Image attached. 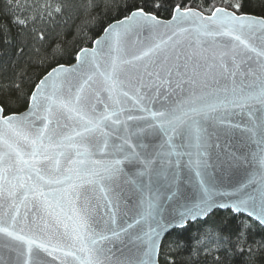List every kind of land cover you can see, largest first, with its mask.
I'll return each mask as SVG.
<instances>
[{
  "label": "snow or ice",
  "instance_id": "6c2138e0",
  "mask_svg": "<svg viewBox=\"0 0 264 264\" xmlns=\"http://www.w3.org/2000/svg\"><path fill=\"white\" fill-rule=\"evenodd\" d=\"M9 6L20 7L19 4ZM25 7L34 6L25 5ZM50 7V5H45L41 14H46ZM232 7L239 11L240 5L235 4ZM236 11L216 7L211 11L210 16H203L190 8L184 9L181 13L180 6L177 5L172 20L181 23L185 17H196L199 20L195 29L198 36H229L238 45L248 47L249 45L243 38V33L247 31L254 34L259 30L264 34V17H253L246 14L238 16ZM36 18L39 17H33V19ZM15 22L25 23L19 19ZM167 26L155 15L146 13L143 8H137L130 11V14L123 19L104 28V37L93 41L95 47L91 50L81 48L75 59L79 61L80 66L99 67L96 61L105 49L108 50L109 54L115 52L116 55L112 57V71L106 72L104 75L109 91L121 88L123 85L116 75V68L120 62L121 45L124 39L131 33H138L142 29L151 32L159 27ZM187 31L188 29L178 28L173 35ZM38 39H44L42 32L38 34ZM162 46H166L165 41L148 47L146 51L141 52L134 59L150 58L151 54L161 51ZM58 51V47L53 48L51 53L53 58ZM258 55L264 56V52H260ZM123 62L130 63L131 61ZM181 67L178 63H168L167 57H165L164 62L156 63L152 68L146 66L144 72L150 83L153 78L156 82L163 83L165 77L170 78L173 74L180 76L182 74ZM183 67L186 68L187 66L184 65ZM76 70L72 69L71 71ZM67 71L69 70L63 64H57L47 71L33 87L29 96L27 113L10 112L9 109L14 103L11 97L0 100V198H10L11 200L8 205L9 211L0 217V233L27 245L26 253L22 249L20 250V254L26 256L24 264H30L33 261L34 247L48 252L49 255L58 250L56 245H52L50 248L49 243L26 234L23 227L17 231L19 204L27 201L29 196L45 197L42 201L45 210L54 205L61 212L67 209L78 220L75 239L80 244V251L87 253L85 257L80 258V264H158L157 257L165 235L169 234L175 227H185L189 221L206 220L207 216L217 206L222 209L231 208L234 214H244L249 218V221L255 220L264 226V187L258 189L254 187L256 183L254 176L237 184L234 189L235 198L230 204H217L214 199V188L218 183V178L209 172V168L219 169L224 176H227L233 169L242 168L246 162L250 163V161L243 152L239 149L231 150V146L226 143L233 130L240 128V124H233L229 121L227 126L222 127L220 131L213 132L210 131L212 124L208 123L218 121L222 126L225 124L226 115H213L218 109L228 106L243 108L250 100H257L264 104V63L258 68L259 85L257 88L246 92L241 91L239 95L233 90L230 97L225 95L223 98L209 93L191 101L187 109L178 106L171 111L151 113L154 118H158V123L149 124V127L153 129L154 134L156 132L163 133L165 137L163 142L160 144L145 143L139 133L136 134L137 139L134 143L130 142L127 135L121 137L123 142L113 144L111 148L114 154L121 156L122 159L104 161L102 165L104 175L99 174L95 167L96 162L91 160L92 152L89 151L88 147L83 146L86 139L84 133L99 132L102 123L110 119L111 116H116V112L113 111L110 115L102 113L95 119H87L83 133L74 131V134L66 135L60 141L61 145L67 144L75 148L78 159H72L70 153L61 152L59 155L63 156L71 167L67 169L66 173H60V169L57 167L58 175L46 178V169L40 166L42 160H52L57 166L60 163L58 159L49 156L45 144L46 140L49 143L52 141L48 132L53 108L65 107L69 108V111H82L79 107L70 108L71 101H65L59 95L64 83L62 74ZM91 79V76H87L84 83L86 84ZM13 87L18 89L19 85ZM82 89L83 85L76 90L77 102L80 100L79 92ZM69 90L71 91V89ZM122 94L128 95L127 92ZM80 119L84 120L85 117L82 115ZM128 119L134 118L129 116ZM37 121L42 127L36 126ZM119 122L118 118L113 121V123ZM256 127L253 125L242 129L244 139L241 142L246 144L252 141L257 144L261 150L258 154H253V158L257 159L264 167V122L259 125L260 139L258 141H254ZM143 131L144 129H140V132ZM221 134L226 138L224 142L220 141ZM103 135L106 136L107 133H103ZM76 137H79V141ZM21 142H23V147ZM96 147L97 151H103L108 149L109 145L107 140H104L102 147L99 144ZM26 148L30 150H25ZM210 149L216 150L214 155L209 151ZM238 152H240L239 155ZM173 156L188 157L186 165L188 171L191 173L194 170L195 176L199 178V191L197 193H186L181 189L179 182L181 165L177 160L175 168L172 167L170 158ZM193 156L196 157L195 160H193ZM122 163H126L128 172L120 167ZM97 176H99V181L107 180L111 183H99L94 179ZM121 176H126L129 184L135 185L141 190L146 187L145 177L148 178L149 185H153L155 180L154 195L150 196L148 200L147 210L137 213L139 219H134L133 223H127L126 227L121 226L119 231L110 228L111 236H109L103 231H95V228H100L102 217L100 222L94 221L95 228L89 224L93 211L89 203V192L87 189L83 192L78 191L79 185L74 182V179L93 178L87 182L93 185V192L101 193L94 209L99 214L101 207L105 211L108 210L109 206L116 207L119 195L112 190L111 184H115L116 179ZM222 178L224 177L222 176L220 179ZM26 181H32V183ZM260 183L264 185V176L261 177ZM52 185H60V187L48 193L42 190L43 187ZM250 187L253 188L252 191L248 190ZM149 191H153V188H149ZM77 201H83L79 208L76 207ZM2 206L0 204V207ZM149 220L152 223L149 224L148 231L145 232L143 225L148 224ZM249 221H239L234 229L228 231L227 235L223 234V229L214 234L213 230L209 229L211 238L205 243L214 245L217 251L227 246L236 252L242 253L245 250L251 252L252 249L249 244L251 225ZM111 223L114 224L115 220L111 219ZM89 232L92 233V238L88 237ZM114 240L119 241L123 248H117L116 251H113L112 248L99 246L100 241L113 243ZM129 245L131 247H128ZM124 249H127V254ZM117 252L119 255L116 254ZM70 254L65 253V255Z\"/></svg>",
  "mask_w": 264,
  "mask_h": 264
},
{
  "label": "water",
  "instance_id": "95a60500",
  "mask_svg": "<svg viewBox=\"0 0 264 264\" xmlns=\"http://www.w3.org/2000/svg\"><path fill=\"white\" fill-rule=\"evenodd\" d=\"M180 10L183 13L184 10ZM192 10L203 16H210L198 10ZM236 15L239 16L237 13ZM248 16L259 17L255 15ZM158 20L168 26L159 27L151 32L142 29L138 33H131L124 39L121 45L120 62H118L116 68V75L123 85L121 88L109 91L104 75L106 72L112 71V57L116 55L115 52L109 54L108 50L105 49L104 53L96 61L99 67L80 66L77 60L71 65H64L69 71L62 74L64 83L59 95L61 99L71 101L70 108L79 107L82 111H69V108L65 107L53 108L48 132V135L52 137V141L49 143L46 140L45 144L49 156L58 159L60 163L57 166L52 160H42L40 166L46 169V178L49 176L56 177L58 175L56 172L57 167L60 169V173H66L67 169L71 167L65 158L59 155L61 152L70 153L72 159H78L75 154L76 149L67 144L61 145L60 141L66 135L74 134V131L83 133L84 124L89 118L95 119L102 113L110 115L113 111L116 112V116H111L110 119L102 123L99 132L84 133L86 139L83 142V146L88 147L89 151L92 152L91 160L96 162L95 167L99 174L104 175L102 167L104 161L122 159L121 156L114 154L111 148V145L123 142L121 137L127 135L130 138V142L134 143L137 139L136 134L139 133L145 143L160 144L163 142L165 139L163 133L156 132L154 134L153 129L149 127V124L158 123V118H154L151 113L171 111L178 106L187 109L191 101L209 93L223 98L225 95L230 97L233 90L239 95L241 91L246 92L258 87V68L264 63V56L258 55V53L264 52V34L261 31L257 30L254 34L245 31L243 38L249 45L245 47L244 45H238L229 36H198L195 29L199 20L196 17H185L181 23L173 21L172 18L169 20L158 18ZM178 28H185L188 31L173 35ZM104 35L105 33L103 32L98 39H102ZM170 37L171 39H169ZM160 41L166 42V46H162L161 51L151 54L150 58L134 59L141 52L146 51L148 47L160 43ZM93 47H95L94 44L91 48L86 49L91 50ZM252 49H255V51H252ZM165 57H167L168 63L180 64L182 66V74L180 76L173 74L170 78L165 77L163 83H158L153 78L150 83L144 72L145 67L152 68L156 63L164 62ZM123 61L131 62L124 63ZM184 65L187 67L184 68ZM72 69L77 70L71 71ZM253 73H256V75H253ZM87 76H91L92 79L85 84L84 80ZM81 85H83V89L79 92L80 100L77 102L76 90ZM123 92H127L128 95L124 96ZM28 110L29 106L21 113H27ZM82 115L85 117L84 120L80 119ZM213 115H226L227 119L223 126L218 121L208 122L212 124L210 131H220L222 127L227 126L229 121L233 124H240V128L234 129L227 140L221 134L220 141L224 142L226 140V143L231 146V150L239 149L250 161V163L246 162L242 168L233 169L227 176H224L219 169L213 170L209 168V172H212L218 178V183L214 188V199L217 204H230L235 198L234 189L240 181L254 176L256 181L254 187L257 189L264 187L260 183L261 177L264 176V167L261 166L257 159L253 158V154H258L261 149L257 147L255 142L249 141L246 144L241 142L244 139L242 129L253 125L257 126L254 141L260 139L259 125L264 122V104L257 100H250L243 108L228 106L218 109ZM129 116L134 119H128ZM117 118L120 122L113 123ZM36 126L42 127L39 121H37ZM140 129H144V131L140 132ZM103 133H107V135L104 136ZM76 139L79 141V137H76ZM104 140H107L109 148L97 151L96 146L99 144L102 147ZM21 146L23 147V142H21ZM25 150L30 149L26 148ZM209 151L214 155L216 150L210 149ZM237 154L239 155L240 152ZM195 158L193 156V160ZM25 159H28V157H25ZM170 160L173 168H175L177 160H179L181 165L179 176L181 189L186 193H197L199 191V178L195 176L194 170L191 173L188 171L186 167L188 157L181 156L178 158L173 156ZM120 167L125 172H128L126 163H122ZM222 176L224 178L220 179ZM89 179L93 178L74 179V182L79 185L78 191L83 192L87 189L89 192V203L93 209L91 213L92 219L89 220V224L95 228L94 221L100 222L102 217L101 226L100 228H95V231H103L104 234L109 236H111L110 228H115L119 231L121 226L126 227L127 223H133L134 219L140 218L137 213L147 210L148 200L150 196L154 195V185L156 184L154 180L153 185H149L148 178L145 177L146 187L141 190L135 185L129 184L126 176L118 177L115 184H111L112 190L119 195L116 207L109 206L107 211L101 207L99 214H97L94 210L95 203L101 193L92 191L93 185L87 182ZM94 179L99 183H111L107 180L99 181V176ZM26 182L32 183V181ZM59 187L60 185L45 186L42 190L48 193ZM64 187H67V185H64ZM149 188H153V191H149ZM248 190L252 191L253 188L250 187ZM44 199L45 197L29 196L28 200L23 204L17 202L19 204L17 231L23 227L26 234L38 237L49 243L50 248L52 245H56L58 249L49 255L48 252L34 247L35 255L30 264H80V258L85 257L87 253L80 251V244L75 239L78 220L67 209L61 212L54 205L45 210L42 204ZM10 203V198H0V204L3 205L0 207V217H3L9 211L8 205ZM82 203L83 201H77L76 207L79 208ZM218 210L232 212L231 208L222 209L217 206L207 218ZM4 218L6 219L7 217ZM111 219L115 220L114 224L111 223ZM198 221L203 220H196L195 222ZM195 222L189 221L187 225ZM151 223V220H149L148 224H144L143 231H148V226ZM185 227H175L172 231ZM262 227L264 228V226ZM87 235L92 238V233L89 232ZM167 235L163 237V241ZM99 246L112 248L113 251H116L117 248H123L117 240H114L113 243L100 241ZM128 247H131V245ZM21 249L26 253L27 245L0 233V264H24L26 256L20 254ZM160 250L161 247L157 257L158 264H160ZM124 251L127 254V249H124ZM65 253L71 254L65 255ZM116 254L119 255V252Z\"/></svg>",
  "mask_w": 264,
  "mask_h": 264
},
{
  "label": "trees",
  "instance_id": "16d2710c",
  "mask_svg": "<svg viewBox=\"0 0 264 264\" xmlns=\"http://www.w3.org/2000/svg\"><path fill=\"white\" fill-rule=\"evenodd\" d=\"M19 4V8L9 5ZM239 4V11L232 5ZM25 5H33L28 8ZM45 5L51 7L41 14ZM198 10L206 15L216 7L237 14L264 17V0H0V100L12 98L10 112L21 113L29 106V96L38 81L57 64L71 65L81 48H91L103 29L143 8L162 20L172 18L174 9ZM59 9V11H56ZM39 17L33 19V17ZM23 20L24 24L15 21ZM44 39H38L39 33ZM54 47L59 51L51 55ZM19 85V88L13 87ZM249 221L231 211H215L206 220L170 232L164 239L160 264H264V228L250 220L252 251H219L205 243L213 234L234 229L239 221Z\"/></svg>",
  "mask_w": 264,
  "mask_h": 264
}]
</instances>
